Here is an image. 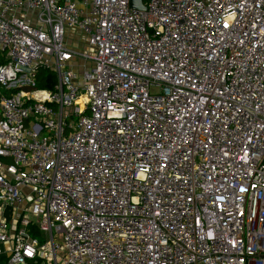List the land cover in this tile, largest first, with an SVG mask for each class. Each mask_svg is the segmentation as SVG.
Masks as SVG:
<instances>
[{
	"label": "built area",
	"instance_id": "built-area-1",
	"mask_svg": "<svg viewBox=\"0 0 264 264\" xmlns=\"http://www.w3.org/2000/svg\"><path fill=\"white\" fill-rule=\"evenodd\" d=\"M131 1L0 0L1 264H264V0Z\"/></svg>",
	"mask_w": 264,
	"mask_h": 264
},
{
	"label": "trees",
	"instance_id": "trees-1",
	"mask_svg": "<svg viewBox=\"0 0 264 264\" xmlns=\"http://www.w3.org/2000/svg\"><path fill=\"white\" fill-rule=\"evenodd\" d=\"M56 77L52 72L49 71H41L38 74V86L40 89L51 90L56 84Z\"/></svg>",
	"mask_w": 264,
	"mask_h": 264
},
{
	"label": "rangeland",
	"instance_id": "rangeland-1",
	"mask_svg": "<svg viewBox=\"0 0 264 264\" xmlns=\"http://www.w3.org/2000/svg\"><path fill=\"white\" fill-rule=\"evenodd\" d=\"M74 36L72 33L69 34V39L71 40ZM75 49L79 51H85L89 52V48H87V40L84 37H81L80 40H78L77 43L71 44ZM85 48V49H84ZM88 67H91V63L87 65Z\"/></svg>",
	"mask_w": 264,
	"mask_h": 264
},
{
	"label": "water",
	"instance_id": "water-1",
	"mask_svg": "<svg viewBox=\"0 0 264 264\" xmlns=\"http://www.w3.org/2000/svg\"><path fill=\"white\" fill-rule=\"evenodd\" d=\"M131 8L133 10H145V7L142 5V3L139 0H132Z\"/></svg>",
	"mask_w": 264,
	"mask_h": 264
},
{
	"label": "crops",
	"instance_id": "crops-1",
	"mask_svg": "<svg viewBox=\"0 0 264 264\" xmlns=\"http://www.w3.org/2000/svg\"><path fill=\"white\" fill-rule=\"evenodd\" d=\"M10 248H11V245H8V244L1 246V250L4 251V252L9 250ZM3 261H5L4 255H1L0 256V264L3 263Z\"/></svg>",
	"mask_w": 264,
	"mask_h": 264
}]
</instances>
